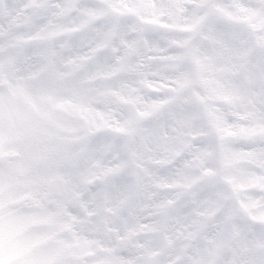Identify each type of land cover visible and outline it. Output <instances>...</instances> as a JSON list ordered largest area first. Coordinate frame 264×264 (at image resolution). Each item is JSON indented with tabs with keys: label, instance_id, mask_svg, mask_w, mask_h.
Returning a JSON list of instances; mask_svg holds the SVG:
<instances>
[{
	"label": "snow or ice",
	"instance_id": "6c2138e0",
	"mask_svg": "<svg viewBox=\"0 0 264 264\" xmlns=\"http://www.w3.org/2000/svg\"><path fill=\"white\" fill-rule=\"evenodd\" d=\"M0 264H264V0H0Z\"/></svg>",
	"mask_w": 264,
	"mask_h": 264
}]
</instances>
